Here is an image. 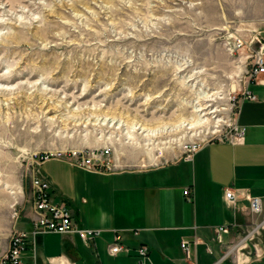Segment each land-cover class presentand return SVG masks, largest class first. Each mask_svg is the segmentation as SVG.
Instances as JSON below:
<instances>
[{
  "label": "rangeland",
  "instance_id": "374dc122",
  "mask_svg": "<svg viewBox=\"0 0 264 264\" xmlns=\"http://www.w3.org/2000/svg\"><path fill=\"white\" fill-rule=\"evenodd\" d=\"M260 41L264 0H0V254L35 154L147 168L230 138Z\"/></svg>",
  "mask_w": 264,
  "mask_h": 264
},
{
  "label": "crops",
  "instance_id": "0c3cea01",
  "mask_svg": "<svg viewBox=\"0 0 264 264\" xmlns=\"http://www.w3.org/2000/svg\"><path fill=\"white\" fill-rule=\"evenodd\" d=\"M250 89L257 98L242 100L236 118L243 139L209 142L190 160L111 170L85 169L67 158L43 163L42 173L55 196L67 202L76 225L100 234L88 242L77 233L39 234L24 264H136L141 245L149 249L147 264H213L224 253V264H264V252L251 258L238 246L254 227L250 198L264 199V83ZM226 188L234 190V202L226 200ZM30 216L16 228L31 229ZM220 227L227 230L218 241ZM116 236L128 250L112 255Z\"/></svg>",
  "mask_w": 264,
  "mask_h": 264
},
{
  "label": "built area",
  "instance_id": "2783aa9c",
  "mask_svg": "<svg viewBox=\"0 0 264 264\" xmlns=\"http://www.w3.org/2000/svg\"><path fill=\"white\" fill-rule=\"evenodd\" d=\"M248 85L242 92V98L237 105V113L239 111L242 100L249 99L255 100L257 97L250 89L252 84L264 83L261 76L264 75V42L260 41V47L252 54V61L247 70ZM244 137V128L241 127L237 121L235 123L232 135L230 138L242 140ZM198 148H194L190 153L186 154L183 158L190 160L194 152ZM111 155V150L108 148H91L85 151H74L70 156L66 153L43 152L35 154L32 157L33 168L30 171V204L31 216L30 223L31 229L24 230L14 228L9 236L7 248L0 254V264H24L26 251L34 249L36 246L37 236L47 232H56L60 234L77 233L85 242L93 240L100 234V230L91 228H80L76 225L71 209L67 202L63 199H58L55 196L50 180L44 176L41 167L43 163L52 158H67L74 165L89 169H108L112 167L109 164L108 158ZM185 195H189V190H185ZM225 198L230 202L235 201V192L232 188L225 189ZM250 212L256 217L253 221V229L239 241L241 248L248 245V240H251L255 235L264 229V199L259 196L250 198ZM262 216V219L258 220ZM226 231L227 228L220 227L217 229V240H221L219 232ZM120 237L116 236L112 244L109 246V252L115 255L122 251H127L128 248L124 247L119 242ZM182 248L186 252V256L190 257L189 243L182 242ZM257 249V245L254 244ZM137 263L147 264L149 260V249L145 245H141L138 249ZM228 253L221 255L213 264H224V260Z\"/></svg>",
  "mask_w": 264,
  "mask_h": 264
},
{
  "label": "bare ground",
  "instance_id": "6f19581e",
  "mask_svg": "<svg viewBox=\"0 0 264 264\" xmlns=\"http://www.w3.org/2000/svg\"><path fill=\"white\" fill-rule=\"evenodd\" d=\"M234 248H232L231 250H233ZM231 252V251H230Z\"/></svg>",
  "mask_w": 264,
  "mask_h": 264
}]
</instances>
